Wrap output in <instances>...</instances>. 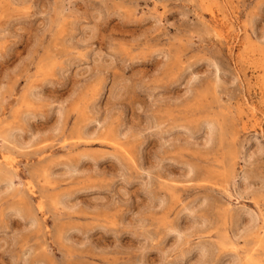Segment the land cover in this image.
Wrapping results in <instances>:
<instances>
[{"label": "rangeland", "instance_id": "obj_1", "mask_svg": "<svg viewBox=\"0 0 264 264\" xmlns=\"http://www.w3.org/2000/svg\"><path fill=\"white\" fill-rule=\"evenodd\" d=\"M0 264H264V0H0Z\"/></svg>", "mask_w": 264, "mask_h": 264}, {"label": "bare ground", "instance_id": "obj_2", "mask_svg": "<svg viewBox=\"0 0 264 264\" xmlns=\"http://www.w3.org/2000/svg\"><path fill=\"white\" fill-rule=\"evenodd\" d=\"M222 22V21H221ZM212 25V24H211ZM220 27V26H219ZM222 28V27H221ZM223 29H224V27H223ZM222 30V29H221Z\"/></svg>", "mask_w": 264, "mask_h": 264}]
</instances>
